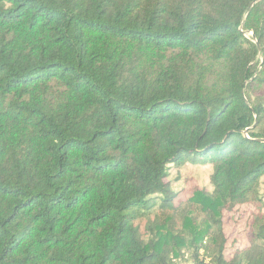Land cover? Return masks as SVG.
Segmentation results:
<instances>
[{
    "label": "trees",
    "instance_id": "16d2710c",
    "mask_svg": "<svg viewBox=\"0 0 264 264\" xmlns=\"http://www.w3.org/2000/svg\"><path fill=\"white\" fill-rule=\"evenodd\" d=\"M263 178L264 0H0V264H264Z\"/></svg>",
    "mask_w": 264,
    "mask_h": 264
},
{
    "label": "rangeland",
    "instance_id": "374dc122",
    "mask_svg": "<svg viewBox=\"0 0 264 264\" xmlns=\"http://www.w3.org/2000/svg\"><path fill=\"white\" fill-rule=\"evenodd\" d=\"M210 173V165L186 163L178 168L172 167L169 172V180L173 189L178 192L182 199H185L195 187L211 189ZM262 185H264V178ZM254 212L255 209L252 206L244 205L239 207L236 213L225 214L224 227L228 237L229 249L247 245L250 233L248 225Z\"/></svg>",
    "mask_w": 264,
    "mask_h": 264
},
{
    "label": "water",
    "instance_id": "95a60500",
    "mask_svg": "<svg viewBox=\"0 0 264 264\" xmlns=\"http://www.w3.org/2000/svg\"><path fill=\"white\" fill-rule=\"evenodd\" d=\"M257 47L260 48L259 44L257 43Z\"/></svg>",
    "mask_w": 264,
    "mask_h": 264
}]
</instances>
